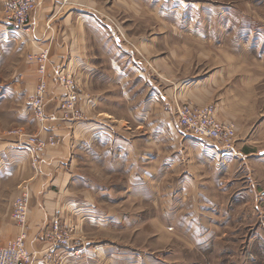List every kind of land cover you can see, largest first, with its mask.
<instances>
[{
  "label": "crops",
  "instance_id": "obj_1",
  "mask_svg": "<svg viewBox=\"0 0 264 264\" xmlns=\"http://www.w3.org/2000/svg\"><path fill=\"white\" fill-rule=\"evenodd\" d=\"M34 1L36 7L31 17L33 42L25 45V54L21 52L20 58L25 56L22 64L10 74V88L16 91L17 96V93L22 94L27 105L22 108L30 112L28 100L34 92L38 75L36 60H30L28 56L38 55L47 49L49 65L75 76V82L84 91L87 98L82 100L79 108L86 120L46 122L44 126L52 132L49 134H53L60 143L39 155L34 175L26 167L27 157L24 154L18 157L15 151H10L9 142L0 137V153H8L9 160H16L17 165L16 182L12 177L0 179V247L20 231L11 217V209L18 194L17 182L21 178L30 187L26 247L33 254L31 264H56L59 260L61 264H121V249L110 246L111 233L108 230L110 225L124 226L125 210L130 204L139 209L146 203L155 209L158 206L161 210L172 208L180 196L204 190V177L210 171L217 172L213 175L221 173V155L210 149L211 144L180 134L173 99L197 105L214 104L217 119L236 126L237 147L234 150L237 154H250L253 152L249 137L254 125L257 74L253 69L238 72L234 66L237 58H230L229 63H212L209 70L201 72H187L183 66V70L176 71L175 75L167 62L164 75L168 83L164 84L162 94L153 74L147 69H144L145 73L135 72L141 78L127 68L125 54L120 51L124 46L121 38L117 34L111 38L105 35L113 31L111 26L104 25L100 16L114 10L111 1L116 7L121 0H69L70 4L63 10L59 8V0ZM104 1L107 2L105 5ZM119 28L126 30L125 25H118L121 32ZM5 31V26L0 24L1 35ZM114 32L117 33L116 30ZM141 38L133 35L131 42L141 46L145 52L148 48L151 51L152 41L153 44L156 42L153 37L146 41H141ZM187 52H183L181 57L185 58ZM149 58L153 67L160 66L161 58L157 54L150 53ZM47 75L46 113L49 115L58 113L65 90L55 82L51 69ZM159 98L163 101L158 102ZM122 113L130 114L132 119H121L119 114ZM126 129L131 132L128 134L124 131ZM111 132H114L115 139H107L116 147L113 157L117 162L115 172L124 174L127 183L94 184V175L109 177L110 173L101 172L98 168H82L80 153L102 136H111ZM38 134L42 139L49 135L47 131ZM2 154L0 170L4 168ZM236 160L237 157L233 164ZM5 167H8L7 162ZM135 215V220L149 218L151 223L154 222L155 215L148 217L144 212H135ZM54 217H58L61 224L73 223V237L81 238L83 246H57L50 252L52 259L47 260L48 244L43 238ZM96 218L106 227L97 228L100 223ZM96 233L106 236L95 239Z\"/></svg>",
  "mask_w": 264,
  "mask_h": 264
},
{
  "label": "rangeland",
  "instance_id": "obj_2",
  "mask_svg": "<svg viewBox=\"0 0 264 264\" xmlns=\"http://www.w3.org/2000/svg\"><path fill=\"white\" fill-rule=\"evenodd\" d=\"M6 1L0 0V24H3L7 31L2 35L0 33V137L3 136L9 142L10 151H15L18 157H21V154L27 157L26 167L34 175L37 173L39 157L36 166H33L31 154L18 143L19 138L14 130L22 128L26 134H37L39 130L47 131L48 134L52 132L45 126L41 128L30 105V112L22 108V106L27 107L22 94L17 93V96L16 91L10 88V74L14 68L22 64L25 55L20 58L21 52L25 54L26 46L33 42V38L31 20L24 29L16 28L4 21ZM59 3V8L63 10L68 7L70 1L59 0ZM106 3L104 1V5ZM110 5L114 10H109V14L103 13V16H100L104 25L111 26L113 31L105 35L108 37L110 35L111 38L117 34L121 38L124 46L120 51L125 54L127 68L134 70L133 74L139 77L140 74L135 72L145 73L144 69H147L153 74L152 77L162 94L164 84L168 83L165 78L167 76L164 75L167 62L175 75L176 71L183 70V66L187 72H201L209 70L212 63L221 61L229 63L230 58H237L238 61L234 62V66L238 72L253 69L257 74L254 86V125L249 137L251 144L249 146L253 152L237 154L234 150L237 147V132L232 148H224L211 140H205L207 144H211L210 149H215L216 154L221 155V173L219 175H213L217 173L215 171H210L211 175L206 173L205 186H203L205 189L198 193L189 192L180 196L177 198L178 201L174 202L175 207L161 210L159 206L155 209L146 203L139 209L134 208L133 203L130 204L126 212L124 211L127 213L124 226L110 225L108 230L111 233L110 246L121 249L120 263L264 264V154L261 153L264 152V0H121L116 7L112 1ZM118 25H125L126 30L119 28L121 31L119 32ZM133 35H140L141 41L149 40L152 36L154 42L156 41L155 44L152 41V50L148 48L145 52L141 46L131 42ZM186 50L187 56L181 57ZM150 53L157 54L161 58L159 67L152 66ZM30 56L32 55L28 56L29 59ZM51 66L53 65H49L48 69H51ZM63 74L67 75L65 72ZM54 80L60 85L55 77ZM71 80L75 84L74 91L77 93L75 105L81 113L80 117L64 120L60 118L59 112L49 115L46 113V115H55L58 118L56 120L60 121H85L86 117L80 110L79 104L87 97L80 89L79 83H76L75 76H71ZM157 101L163 100L159 98ZM173 102L175 107L174 99ZM177 102L197 105L190 101ZM119 115L121 119H132L129 118L128 113ZM144 115L145 113L142 114ZM56 120L48 119L43 125L47 121ZM110 120L115 122L113 118ZM142 127L145 131L144 126ZM110 130L113 129L110 127ZM179 130L185 137L204 140L196 138L189 132L183 133L180 128ZM124 131L131 132L128 129ZM102 137L92 146L82 149L80 153L82 168L88 170L98 168L101 172L110 173L109 177L94 175L92 177L94 184L104 182L124 185L127 183L124 174L115 172L117 162L113 161L116 159L113 157L116 147L107 139L108 137L115 139L114 132H111V136ZM2 155H4L2 156L4 168L0 170V179L12 177V181L16 182V160L10 161L8 153ZM236 157L237 160L233 164ZM6 162L8 167H5ZM18 181V192L21 184L29 185L21 178ZM165 195L163 194V197ZM165 204L167 206L168 201ZM85 211L92 213L91 210ZM135 212L137 214L144 212L148 217L155 215L152 219L154 222L151 223L149 218L144 221L140 220L141 218L135 220L137 216ZM96 220L100 223L97 228L106 227L102 225L100 219L96 218ZM58 225L62 231L68 232L72 243L69 244L70 246H57L79 247L82 240L73 237L74 224L65 222L61 224L59 219ZM50 236L45 237L44 234L43 239L47 244L51 239ZM105 236L96 233L95 239ZM51 259L52 256L47 260ZM33 260L34 258L31 262ZM56 264H61V260Z\"/></svg>",
  "mask_w": 264,
  "mask_h": 264
},
{
  "label": "built area",
  "instance_id": "obj_3",
  "mask_svg": "<svg viewBox=\"0 0 264 264\" xmlns=\"http://www.w3.org/2000/svg\"><path fill=\"white\" fill-rule=\"evenodd\" d=\"M35 7L34 0H7L4 7V21L16 28H27ZM30 59H35L38 64V82L29 99V105L43 129V123L46 120L58 119L55 115L47 116L44 108L48 91V50H43L40 54L33 57L30 56ZM50 68L58 83L66 89L58 108L60 118L64 120L78 119L81 113L76 109L77 93L74 91L75 84L71 80V76L63 74L55 66ZM175 119L183 133L185 131L196 138L211 140L224 148L233 147L232 142L235 140L237 132L236 126L233 123L218 121L216 108L213 104L197 106L191 103L180 104L175 101ZM14 133L19 138L18 143L31 154L33 166H36L39 155L46 148L59 144V140L53 134H49L46 139H41L38 133L26 134L22 128L14 130ZM29 200V185L21 184L19 192L13 200L11 212V217L18 224L20 231L14 239L0 247V264H29L31 262L33 254L26 247ZM58 222L59 218L54 217L51 230L45 234V237L51 235L48 243L47 259L51 257L50 252L57 245L70 246L69 244L72 243L68 232L62 231Z\"/></svg>",
  "mask_w": 264,
  "mask_h": 264
},
{
  "label": "water",
  "instance_id": "obj_4",
  "mask_svg": "<svg viewBox=\"0 0 264 264\" xmlns=\"http://www.w3.org/2000/svg\"><path fill=\"white\" fill-rule=\"evenodd\" d=\"M262 154H264V152H261Z\"/></svg>",
  "mask_w": 264,
  "mask_h": 264
}]
</instances>
